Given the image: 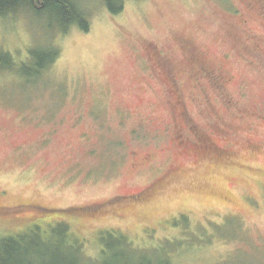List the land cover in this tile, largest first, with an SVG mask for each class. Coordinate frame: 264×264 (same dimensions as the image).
Segmentation results:
<instances>
[{"label": "rangeland", "instance_id": "obj_1", "mask_svg": "<svg viewBox=\"0 0 264 264\" xmlns=\"http://www.w3.org/2000/svg\"><path fill=\"white\" fill-rule=\"evenodd\" d=\"M89 10L0 17V264H264V0Z\"/></svg>", "mask_w": 264, "mask_h": 264}, {"label": "trees", "instance_id": "obj_2", "mask_svg": "<svg viewBox=\"0 0 264 264\" xmlns=\"http://www.w3.org/2000/svg\"><path fill=\"white\" fill-rule=\"evenodd\" d=\"M94 1L95 0H0V17L6 18L11 14H17L19 12L26 13L27 15L28 13H31L34 14V16L43 19L49 18L50 20L45 22V28L51 30L52 34L66 33L72 25H76L79 29L86 32L89 30L90 17L92 14V10H89V7L91 2ZM97 1H99L109 13L117 14L122 10L125 0ZM1 51L2 49H0V71L6 68H12L14 64L11 59H8L9 55H3ZM56 56L57 51H53L52 49L46 50L41 55L37 56L35 60L36 64L31 66L32 73L37 76L46 73L47 69L54 62ZM21 70L25 72L23 69ZM215 149L216 150L213 148L217 158H223L230 153V151L219 148L216 144ZM117 237L118 238L115 239L116 245H127V247H132L129 238L122 234L117 235ZM168 250L169 249L164 246L163 248L160 247L159 249H153L151 250L153 252H149L154 256L149 259L143 257L140 264H170V260L166 253ZM81 252L79 254L82 256ZM128 252H130L132 257L138 258L137 254H141L142 251L135 246V249L132 247ZM109 255L113 258L114 253L111 252ZM76 260L77 261L73 262L69 261L68 264H97L96 260L85 256L82 260L80 259V256H78L76 257ZM102 264H112L106 260L105 254ZM129 264L139 263L132 261Z\"/></svg>", "mask_w": 264, "mask_h": 264}, {"label": "flooded vegetation", "instance_id": "obj_3", "mask_svg": "<svg viewBox=\"0 0 264 264\" xmlns=\"http://www.w3.org/2000/svg\"><path fill=\"white\" fill-rule=\"evenodd\" d=\"M192 69H193V68H192ZM213 73H214V72H213ZM198 134H199L200 137H201V136H204L203 133H198ZM224 134H226V132H224ZM206 136H207V135H206ZM212 142H213V141H212ZM212 142H210V144H209V143H205V146H206V147L209 146V147H211V148H213V147L215 148V143H214V142L212 143ZM216 148H217V147H216ZM0 208L2 209V208H4V207H2V206L0 205Z\"/></svg>", "mask_w": 264, "mask_h": 264}]
</instances>
